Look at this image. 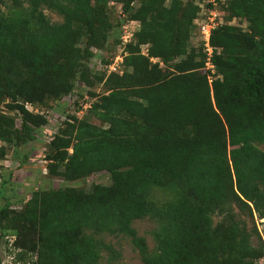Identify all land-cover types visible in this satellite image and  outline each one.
Segmentation results:
<instances>
[{"label":"trees","instance_id":"16d2710c","mask_svg":"<svg viewBox=\"0 0 264 264\" xmlns=\"http://www.w3.org/2000/svg\"><path fill=\"white\" fill-rule=\"evenodd\" d=\"M109 1L0 0V99L15 112L0 111V142L21 147L48 123L26 103L75 99L77 83H101L104 92L90 93L85 112L67 115L48 138L44 159L47 174L64 182L100 171L111 182L36 189L19 209L6 197L0 239L14 237L8 253L21 264L27 253L31 264H97L103 251L117 260L104 236L127 237L142 264H257L264 257L255 220L264 223V0H218L225 21L243 18L247 27L211 31L212 74L206 54L188 47L203 0H140L137 8L113 0L140 26L123 71L92 75L91 48L113 29ZM44 8L62 20L51 21ZM5 153L0 146V158ZM8 180L0 169L2 196ZM154 189L168 198L155 200ZM146 218L155 223L151 249L133 227Z\"/></svg>","mask_w":264,"mask_h":264},{"label":"rangeland","instance_id":"374dc122","mask_svg":"<svg viewBox=\"0 0 264 264\" xmlns=\"http://www.w3.org/2000/svg\"><path fill=\"white\" fill-rule=\"evenodd\" d=\"M23 2L26 0H22ZM140 0H134L132 3L133 8L139 6ZM24 5L27 4L24 2ZM110 9L112 11L110 19L113 23V29L110 32L107 40L99 47L91 48L92 56L88 60L87 64L89 66L90 73H104L105 75L109 73H121L123 71L122 63L120 61L124 59L126 55L125 47L127 43H130L135 34H133L132 40L130 42L124 43L121 39L123 33V25L130 20H128L126 13L122 10L121 4L110 0L108 2ZM108 6V7H109ZM5 9V8H4ZM44 12L47 17L53 22H60L62 17L56 12L44 8ZM224 17V16H223ZM137 21V20H136ZM222 23H229L233 25H238L243 29H246L247 22L245 19L235 18L232 20L222 21ZM140 26V24H139ZM136 27V26H135ZM129 29V28H128ZM138 31V30H136ZM147 44H142L141 49L143 53L147 52ZM188 47L195 49L196 51L202 50L201 38L197 32V29L194 30V33L191 35L188 41ZM110 63H120L119 68L115 66V70H109ZM78 96L74 99H71L70 96H64L62 99L53 100L46 99L43 104H29V107L33 111H43L47 114L49 119L48 123L44 125L41 129L38 130L34 139L30 140L21 147H9L7 143L0 142V146L6 147V153L3 158H0V169L4 170L5 176L8 180V184L5 185L4 196L0 195V206L6 200V197L11 196V203L13 207H16L19 202L26 200L31 192L36 189H46V188H58L65 185H71L76 187H82L86 190H90L93 184H103L105 186L110 185L109 174L105 171H100L91 174L84 180L76 182H64L62 179L56 176H50L47 174L46 170V160L44 159V154L46 152L45 148L47 145V140L57 130L59 125H62L65 121V117L70 114H76L78 110L74 107L81 105H88L90 93H102L104 92V87L101 83L94 82L86 87L82 83H77ZM79 93L83 94L84 97H80ZM86 93L88 95H86ZM85 96H88L85 98ZM75 100L78 105L75 104ZM8 100L0 99V111L7 115H14V111L8 109ZM70 105V106H69ZM81 107V106H80ZM85 112V108L82 111ZM16 123L19 124V119L17 116ZM92 122L98 125H102L97 119H92ZM11 173V176H9ZM155 200L162 201L168 198L169 193L161 189H154L151 195ZM18 209V208H12ZM257 228L261 233V236L264 240V223L262 219L255 218ZM251 225V221H249ZM155 223L146 218L135 220L133 222V227L137 230L139 235H142L146 238L148 247L151 249L154 246L153 239L150 235L151 229H153ZM105 241L111 244L119 253L120 256L117 260L110 262L107 259L106 252H102L100 259L97 264H142L140 255L137 249L131 244L127 237H113V236H104ZM14 239L13 236L8 238L0 239V255L2 258H6L8 253V242L9 240ZM31 253H27L24 257V264H31L32 259L30 258ZM34 258V257H33ZM263 264V263H262Z\"/></svg>","mask_w":264,"mask_h":264},{"label":"built area","instance_id":"2783aa9c","mask_svg":"<svg viewBox=\"0 0 264 264\" xmlns=\"http://www.w3.org/2000/svg\"><path fill=\"white\" fill-rule=\"evenodd\" d=\"M132 5V4H131ZM199 5V13L197 17L194 19V24L196 26L197 32L201 38V45L203 46V52L206 54V66L205 68L207 70L211 71V74L214 73V67L211 63V56L213 53V47L210 45V35L211 31L217 27L220 24H223L222 21H224V12L219 9L218 7V0H203L202 2L198 3ZM235 19V18H233ZM130 20L126 23V25H123V33L124 35L121 36V39L124 43L130 42L132 40L133 34H135L136 30L139 29V22L136 20ZM136 26V27H135ZM129 28V29H128ZM123 61L121 60L120 63ZM120 63H110L108 69L109 70H115V66L119 68ZM211 77V76H209ZM87 98V96H85ZM89 105H82V108H80L76 115H82L83 109L88 107ZM26 108L29 111H33L29 104H26ZM35 113L44 114L47 117V114L43 111H33ZM12 208H21V205H17L16 207L11 206ZM9 239V237H7ZM10 242L12 240H9ZM10 246V245H9ZM6 258H2L0 255V264H21L20 262H15V254L14 253H7ZM264 264V257L258 260L257 264Z\"/></svg>","mask_w":264,"mask_h":264}]
</instances>
